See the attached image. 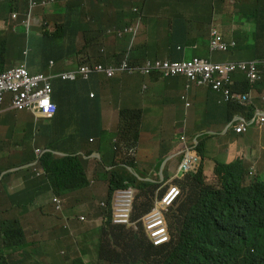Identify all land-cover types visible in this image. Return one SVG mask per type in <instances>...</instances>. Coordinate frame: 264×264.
I'll list each match as a JSON object with an SVG mask.
<instances>
[{
  "label": "clouds",
  "instance_id": "clouds-1",
  "mask_svg": "<svg viewBox=\"0 0 264 264\" xmlns=\"http://www.w3.org/2000/svg\"><path fill=\"white\" fill-rule=\"evenodd\" d=\"M13 1H8L12 18L16 23L12 27L13 30L25 26L27 30L30 28L42 29V36L54 35L55 32L46 29L47 22L33 26L32 16L33 11L45 9L51 5L56 6L55 0H23L25 6L20 19V14L11 4ZM216 1L177 0L174 5L170 3L161 6L160 9L164 11L162 14L143 16L144 12L152 7L154 0H117V4L123 10V15L117 17L128 16L130 19L115 25V29L108 30L107 34L114 39L128 36L132 43L141 44L134 45L122 61L115 59L113 65H106L103 62L83 63L74 70L55 76L43 73L32 74L25 66L1 70L0 76L13 70H24L29 77L37 78L38 86L35 92L38 95L31 108L20 110L13 105L14 93L4 90L0 85L2 96L0 115L5 107L16 112H28L36 115L39 120L52 121L48 127H55L60 130L66 128L69 131L72 126H75L77 131L75 135L86 136L99 131L104 126L105 116L100 109L99 97L95 94H87L81 109H77V105L73 102H68L69 104H66L65 108L59 109L54 100L53 80L55 78L62 82H78L89 81L92 75H105L110 79L121 76L144 78L158 76L162 80H175L178 77H183L186 79L187 94L192 89H206L217 96V102L220 106L231 108L232 114L224 126V135L242 139L255 130H264V62H215L218 60L214 55L216 53L234 52V56H236L241 42L258 39L256 34L259 27L258 23L264 20L263 2L259 8L254 9L249 15L247 11L246 15L239 19V27L231 32L229 28L224 29L228 38L233 36L237 29H247L240 31L237 38L232 41L225 37V33L220 28L212 26L204 35L196 36L190 40L191 44L176 46L175 48L169 46L167 54L160 58L145 57V54L142 57L134 56L135 52L144 53L148 44L161 39L159 35L165 30L167 36L163 40L170 44L174 38L175 43H177V35L186 24L191 23L199 27L203 19L205 21L208 18L213 19ZM244 3L246 4V1ZM107 4L111 8L115 6V0H108ZM127 6H130L129 12L125 8ZM180 13L193 19V21H187ZM245 24L247 27L242 28ZM159 27H163L162 32L159 31ZM182 47L184 50L199 47L203 56L196 55L190 59H185L184 52H178V48L182 49ZM3 52L5 50L0 55ZM194 61L204 64L203 73L191 78L178 71L183 64ZM253 91L257 92L259 102L252 95ZM187 94L183 95L179 101L189 108L191 105ZM48 104L54 105L55 110L46 109ZM153 107L158 112H165L168 108V101L164 97L155 98ZM23 129L24 138L19 140V134ZM33 132L29 124H25L23 127H12L0 122V164L11 162L8 166H0V192H5L9 198L16 201L22 212L37 204L43 195L48 194L54 211L61 213L66 207L68 196L102 185L105 194L104 199L97 205L100 210L97 217L88 218L86 214L75 217L78 223L83 221L84 225L92 226L96 230L103 226L110 217L111 223L107 226V232L99 236L96 243L98 261L102 264H104L103 259L115 256V252L126 250L125 246L121 247L119 241L115 240V235L121 229H130L129 243L132 245L136 244L132 235L142 232L146 236L143 243L144 247H151L155 251L166 249L175 240L171 216L180 205L187 203L189 199H197L209 192L220 190L225 193L230 188L244 189L258 181H264V175H259L256 166H247L242 157L237 158L232 154V150L214 155L206 154L205 141L215 139L218 142L220 136L218 132L189 137L183 131L174 152L169 155L164 163L155 165L153 172H150L153 168L150 166L151 168L147 173H143L139 167L124 166L131 175H121L123 171L117 169L118 159L116 158L109 157L107 161L104 159L100 161L98 153H66L53 147L42 146L35 140L36 136ZM25 139L26 141H23ZM45 140H47L46 137ZM88 142L92 147L95 145L94 140H88ZM23 147L34 148L25 159L17 161L13 152L17 149L21 151ZM89 159H94L98 163L95 175H87L86 165ZM52 161H67V163L71 161L72 165L68 164L65 168V174H71V168L77 162L79 166L78 168L75 166V169L79 171L80 175L77 182H67L55 189L50 174L57 169L51 165ZM47 162L48 164H46ZM136 168L137 172L135 171ZM258 175L259 178H257ZM139 187L145 188L142 194L138 190ZM149 189L156 190L155 199L146 213L137 216L139 203L147 198ZM23 190L28 192L26 198L29 201L27 204L17 200V197L22 195ZM2 212L3 207L0 206V214ZM13 216L15 217L14 220L10 223L6 221L5 227L0 229L3 247L0 254V264H17L16 260L11 262V256L15 255V251L8 250L7 244L16 242L21 235L26 237L23 223L19 220L20 215L15 214ZM0 220H8L7 214L1 216ZM149 225H153L155 231L161 230L158 237L149 230ZM64 228L66 231H70L68 225H65ZM2 231H5V234ZM108 236L111 237L110 244L106 243ZM160 239L161 242L158 243ZM80 258H85V256ZM84 261L90 264L87 259Z\"/></svg>",
  "mask_w": 264,
  "mask_h": 264
},
{
  "label": "crops",
  "instance_id": "crops-1",
  "mask_svg": "<svg viewBox=\"0 0 264 264\" xmlns=\"http://www.w3.org/2000/svg\"><path fill=\"white\" fill-rule=\"evenodd\" d=\"M226 1L231 2V0L216 1L213 19L208 18L207 21L203 19L199 27L190 23L186 24L184 29L181 28L177 35V43H175L174 38L170 44L168 41L163 40L167 36L165 30L159 35L161 39L148 44L144 53L135 52L134 56L142 57L145 54V57L160 58L167 54L169 46L175 48L176 46L191 44L190 40L194 37L204 35L212 26L217 27L214 23L215 17L226 13L224 7ZM250 1L252 4L255 0ZM259 1L264 3V0ZM107 3L108 0H62V2L57 3L53 11L60 16L53 21L57 29L55 30V27L51 29L55 32L53 36H43L48 40V42L45 41L43 53L50 56L61 52L60 48H62L60 63L59 65L54 63L53 66H48L50 71L36 70L34 65L29 70L27 64L25 67L30 73L55 76L59 73L74 70L83 63L103 62L106 65H113L115 59L122 61L134 45L141 44L138 42L132 43L128 36L114 39L107 34L108 30L115 29V17L123 15V10L117 4V0H115V6L111 8L108 7ZM11 4L14 9L18 10L23 4V0H14ZM180 15L182 14L180 13ZM243 15H246V12L241 14V16ZM183 17L189 22L193 21L187 16ZM32 19L33 26L46 22L43 18L37 17L36 11H33ZM0 27H8V31L11 30L12 33L17 35V30L10 27V20L4 24L0 18ZM226 27L223 26V29ZM246 27L247 24L242 28ZM33 29L39 34L43 32L42 29ZM8 34L7 31L0 30V53L5 50L0 55V69H6V67L18 62L13 53L6 49ZM256 34L258 39L241 42L238 54L233 59L223 62H264V23L258 27ZM178 52H184L185 59H190L196 55L203 56L199 47H194L192 50H184L182 47V49L178 48ZM216 60L220 59L216 58ZM53 82L55 88L54 100L59 109L65 108L67 102L80 104V107H83L75 98L85 99L84 93L95 94L99 97L100 109L105 116L104 126L99 131L86 136L68 133L61 142L56 141L59 133H66L68 130L66 128L60 130L55 127H48L47 134L51 142H54L55 146L53 148L56 150L66 153H98L100 161L103 159L107 161L109 157L115 159V150H118L116 146L120 144V140L115 137L119 126L125 134L130 135L135 141L134 150H130V158H136V165L140 169L146 165L152 166L150 172H153L155 165L163 162L174 152L183 131H187L190 134L189 137L218 132L220 133L218 140L223 141V143L218 144L215 139L205 141L206 154L214 155L232 150L235 157H242L247 166H256L259 175H264L262 131L255 130L242 139L224 135V126L230 120L232 110L229 106H220L217 102V96L209 90L192 89L187 94L186 81L162 80L158 76H152L151 78L121 76L110 79L105 75H92L89 81L62 82L55 78ZM186 94L191 106L187 108L184 104L183 110V103L180 101L181 97ZM252 95L259 102L257 92L253 91ZM159 97H164L168 101V108L165 112H158L153 107V100ZM183 111V128L175 130V126L180 123ZM8 117L11 119H8ZM30 117L34 121H39L34 114L16 112L5 107L0 115V122L7 126L23 127L25 124L30 125ZM176 136L178 137L176 138ZM208 136L210 137V135ZM23 138L24 129L19 134V140ZM88 140H94L95 145L90 146ZM116 159L119 160V158ZM97 168L98 163L96 160L89 159L87 161V175H95ZM0 193H4V196H0V199L1 197H8L5 192ZM12 201L13 205L3 207L0 217L6 216L7 212L11 210H21L19 204L13 199ZM2 249L0 235V254Z\"/></svg>",
  "mask_w": 264,
  "mask_h": 264
},
{
  "label": "rangeland",
  "instance_id": "rangeland-1",
  "mask_svg": "<svg viewBox=\"0 0 264 264\" xmlns=\"http://www.w3.org/2000/svg\"><path fill=\"white\" fill-rule=\"evenodd\" d=\"M1 1L2 0H0V2ZM55 1L57 3L62 2V0ZM244 1H246V4ZM250 2V0H231V2L226 1L224 3L226 13L224 15H216L214 23L218 28L221 29L223 33H225V37L228 40L232 41L236 39L237 35L240 31H242V29L235 30L234 35L228 38L226 32H224L223 26H227L226 28H229L230 32L239 27V19L245 16H241V14L246 12V8L247 11H249L251 6ZM6 4L9 5V3ZM169 4V0H154L152 7H150L148 11L144 12L143 16L162 14L164 11L161 10L160 7ZM24 6L25 2L23 1L20 9H16V11L20 14L19 19L22 17L21 13L24 9ZM125 8L128 12L130 11V6ZM54 10L55 6L51 5L45 9H38L36 11L37 17L43 18V20L48 23L46 29H52L56 27L54 26L53 21L55 18L60 16L56 15L53 12ZM11 16L12 11L10 10L9 19ZM129 19L130 17L128 16L117 17L115 18V25L121 24L122 22H127ZM158 29L161 32L163 31V27H159ZM7 33L9 34L6 49H9L13 53V55L18 59V62L6 67V69L26 66L28 64L29 70L31 69V66L34 65L36 66V70L50 71L48 66H53L54 63L59 65L62 48H60L61 52L46 56L43 53V48L45 41L48 42V40L43 38V36L33 28L27 30L25 26H21L17 30V35L12 33L11 30L7 31ZM214 55L216 58L220 59L215 62H223L233 59L234 52H229L227 54L216 53ZM50 61H52L53 64H51ZM214 105L216 106L215 102ZM187 112H189V110H187ZM183 116L184 111L180 123L175 126V130H180L183 128ZM8 119L11 118L8 117ZM30 122V126L34 131L33 133L36 136L35 140H37V142L42 146L51 148L54 147V142H51V139L47 134L48 125H50L52 121H34L33 118L30 117ZM25 129H27V127H25ZM68 133L77 134L76 127L72 126L66 133L60 132L56 141L61 142ZM262 133V141L264 143V130H262ZM185 134L190 135L187 131ZM45 137L47 140H45ZM177 137L178 136H176V138ZM23 141H26V139ZM221 143H223V141H218V144ZM33 148L34 147L28 149L23 147L21 151L17 149L13 152V156L16 157L17 161H21L25 159L28 154H30V151L33 150ZM165 161L166 159L163 161V163ZM10 164L11 162H6L4 164H0V166H8ZM150 168L151 167L148 165L143 167V173H147ZM135 171L137 172V168ZM71 172V174H65V170L63 168L53 171L50 174L53 187L56 189V187L65 185L67 182H77L78 178L80 177L79 171L75 169V166H73L71 168ZM121 175H131V173L126 170L123 171ZM143 176L147 177L149 175ZM257 178H259V175ZM138 190L142 194L145 188L139 187ZM257 190L260 191L261 188L257 186ZM104 194V187L102 185H98L97 187L91 188L85 192L74 194L70 197L68 196L66 207L61 213L54 211L53 206L49 201L50 196L48 194L43 195L41 198H39L37 204L30 206V208L24 210L23 212H16L14 210L7 212L8 220H0V229L5 227L6 221L7 223H10L14 220L15 217L13 215L18 214L21 217L19 220L21 223H23L26 232V237L21 235V237H19L16 242L7 244L8 250L15 251V255L11 256V262L16 260L17 264H73L75 259L85 256L90 264H102L98 261L96 253V243L99 239L96 228L89 225H84L83 221L78 223L75 217L86 214L88 218H96L100 212L97 205L104 199ZM0 196H4V193H0ZM17 200L24 204H27L29 201L25 196L22 195L18 196ZM151 204L152 200L147 195V198L139 203L137 216L146 213L149 210ZM11 205H13L12 198L1 197L0 206L6 207ZM181 206L183 205H180L179 208ZM172 220L173 216L171 217V221ZM65 225H68L70 231H66L64 228ZM129 230L130 229L128 228L121 229V231L115 235V240L119 241L121 247L125 246L126 250L120 251L118 253L115 252V256H109L106 259H103L104 264H167L166 253L171 255V252L175 251V248L179 244L181 238L179 236L175 237L174 242L169 247L163 250L155 251L151 247H144L143 243L146 240V236L142 232L133 234L132 238L136 244H130ZM261 232L262 226L261 223H259L254 230L241 231L239 236L241 237L242 243H245L247 240L252 239ZM2 233L5 234V231H2ZM110 242L111 237L108 236L106 243L110 244ZM129 246H131V251L127 254L126 252ZM196 253L197 247L193 246L190 250V257H187L186 255H183L182 257L183 259L187 260L188 258L195 256ZM85 258L83 259L86 260ZM215 262L216 264H224L220 260H216Z\"/></svg>",
  "mask_w": 264,
  "mask_h": 264
},
{
  "label": "trees",
  "instance_id": "trees-1",
  "mask_svg": "<svg viewBox=\"0 0 264 264\" xmlns=\"http://www.w3.org/2000/svg\"><path fill=\"white\" fill-rule=\"evenodd\" d=\"M8 1L0 2V18L4 24L10 20L12 28L15 21L12 16L9 19L10 9L6 4L9 3ZM169 3L174 5L177 0H169ZM261 5L262 2L253 1L248 15ZM245 10L247 12V8ZM262 23L264 20L259 21L258 25ZM0 30L8 31V27H0ZM175 80L186 81L183 77ZM75 100L84 106V98L77 97ZM81 108L78 104L77 109ZM115 137L120 140V144L116 146L118 150H115V157L119 158L117 169L126 171L124 166L137 167L136 158H130V150H134V139L125 134L119 126ZM68 164L72 165V162L52 161L51 165L57 170L59 168L65 170ZM75 166L78 168L79 164L75 162ZM257 186L261 188L260 191L257 190ZM147 193L154 201L156 190L149 189ZM27 194L26 190L22 191L23 196L26 197ZM172 216L171 226L174 236L181 238L175 251H172L171 255L166 253L167 264H216V260L224 264H264V181H258L244 189L230 188L225 193L216 190L197 199H189L183 206L174 210ZM110 223L109 217L103 226L97 228L99 236L107 232ZM259 223L262 232L242 243L239 233L244 230H254ZM193 246L197 247L195 256L187 260L183 259V255L190 257ZM130 251L131 246L127 248L126 253ZM73 264L87 263L83 258H78Z\"/></svg>",
  "mask_w": 264,
  "mask_h": 264
},
{
  "label": "built area",
  "instance_id": "built-area-1",
  "mask_svg": "<svg viewBox=\"0 0 264 264\" xmlns=\"http://www.w3.org/2000/svg\"><path fill=\"white\" fill-rule=\"evenodd\" d=\"M178 71L194 78L197 74L204 72V64L199 61H194L193 63L183 64ZM0 85L4 90L14 93L13 105L20 110L31 108L38 95V93L35 92L38 86L37 78L29 77L24 70H13L1 75ZM0 101H2L1 92ZM46 109L53 111L55 110V106L48 104ZM149 228L150 231H153V235H156V237L161 233V230L155 231L153 225H149ZM159 242H161V239L158 240V243Z\"/></svg>",
  "mask_w": 264,
  "mask_h": 264
}]
</instances>
